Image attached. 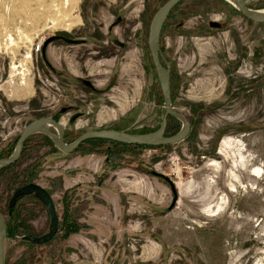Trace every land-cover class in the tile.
<instances>
[{
  "label": "rangeland",
  "instance_id": "obj_1",
  "mask_svg": "<svg viewBox=\"0 0 264 264\" xmlns=\"http://www.w3.org/2000/svg\"><path fill=\"white\" fill-rule=\"evenodd\" d=\"M166 1L0 0V150L29 122L56 114L67 142L92 129L157 130L165 109L145 48ZM54 35L73 41L48 44L44 60ZM160 44L188 137L108 159L54 152L33 134L22 161L38 160L40 170L17 207L36 213L34 236L46 237L47 197L61 220L74 189L71 207L88 228L32 248L31 236L8 239L7 264H264V23L226 0H183ZM181 126L170 122L168 134ZM10 192L0 184L7 220Z\"/></svg>",
  "mask_w": 264,
  "mask_h": 264
},
{
  "label": "water",
  "instance_id": "obj_2",
  "mask_svg": "<svg viewBox=\"0 0 264 264\" xmlns=\"http://www.w3.org/2000/svg\"><path fill=\"white\" fill-rule=\"evenodd\" d=\"M181 1L182 0H167L156 11L151 19L149 26V52L151 54V58L158 75V80L163 95V105L165 109L161 125L156 131L149 133H131L114 128L92 129L87 130L79 135L73 142L67 143L64 139L65 127L62 125L61 121L54 119L52 116H43L29 122L24 127L19 136L14 152L9 157L0 158V169L19 160L23 153L26 140L35 133H42L38 131L46 124L50 125L52 128H50L48 133L43 134L49 136L54 141L58 151L62 153H72L76 151L83 142L92 138H104L121 143L144 146L169 145L185 140L191 132L192 125L191 122L184 116V114L176 110L173 106L171 89V66L164 57L160 44L163 25L165 24L170 12ZM234 2L235 7L245 17L258 23H264V15L257 14L255 10H253V8L248 5L246 0H234ZM51 41L52 39H48L45 42L43 50L44 53H46V48ZM170 116L174 117L182 124L180 130L172 135H169L167 133L168 119ZM38 189L39 192L46 193V190L42 188ZM30 190H32V184L20 189L17 194ZM34 191L36 190L34 189ZM16 195L13 197V200L16 198ZM46 205L52 218L51 230L46 237L31 236V240L41 244L51 241L57 234L59 227V216L50 197H47ZM7 240V222L5 216L2 214V212H0V264H6Z\"/></svg>",
  "mask_w": 264,
  "mask_h": 264
},
{
  "label": "trees",
  "instance_id": "obj_3",
  "mask_svg": "<svg viewBox=\"0 0 264 264\" xmlns=\"http://www.w3.org/2000/svg\"><path fill=\"white\" fill-rule=\"evenodd\" d=\"M215 1L219 2V1H224V0H215ZM178 5H179V3L173 8V10L176 9ZM171 12H170V14H171ZM164 27H165V24L163 25V29H164ZM145 50H146L147 56L152 61L151 54H150L149 49H148V44H147ZM42 56H43V59L45 60V53H43ZM151 63H152L151 64L152 67L155 69L153 61ZM47 65L52 69L53 72H55L58 75H61L60 71H58L56 68H54L51 65V63L48 62ZM148 68H149V66H148ZM173 80H174V78L172 75V78H171V86L172 87H173ZM157 84H158V82H157ZM159 95H162V91H161V94H159ZM159 98L163 100V95L160 96ZM173 100H174V93L172 91V101ZM162 103H163V101H162ZM35 106H37L35 100H31L30 101V107L35 108ZM54 118L56 120H59V115L58 114L54 115ZM174 121L181 124V122H179L177 119L170 116L168 119L167 133L171 131L170 130V122H174ZM115 129L122 130L120 128H115ZM149 132H154V131L131 132V133H149ZM31 138H32V136L26 140L25 146H24V152H23L22 156L20 157V159L17 160L16 162H14L10 165H7V166L0 169V184L3 183L4 185H6V191H8V190L11 191L8 194L9 195L8 213L10 216V220L6 219V222H7V238L8 239L15 238L18 235H21V236H34L35 235L33 225L30 223V221L33 219L32 217L36 216V213H33L29 208H24L23 206L21 208L17 207L18 203L28 193L27 191H25V192L17 194L18 191L27 185L33 184L36 177H37V174L40 170V164H39L38 160H36L30 164H27V165H24V162L22 161L23 156L25 155L26 151L29 148ZM18 139H19V136L11 144H9L7 147L0 150V158L9 157L14 152ZM43 140H44V142L41 144V146L48 145L53 149L54 152L58 151L54 141L50 137L43 135ZM146 147L156 148L157 146L126 144V143H121V142H117V141L109 140V139H104V138H92V139H89V140L83 142L79 146V148L76 151H74L73 153L80 152L83 155L92 154V153H98V154L103 153L106 156H108V159H110L111 156H115V155L120 156V155H122V153H125L127 151H135L137 149H142V148H146ZM56 186L57 185H54V187H56ZM58 186L61 187L62 186L61 183H59ZM72 192H74V189L66 191L64 193L63 199H62L64 207H63L62 219L59 220V227H58V232L56 235H58L60 233L61 237L63 239H68L72 234L79 233L81 230L88 228V226L85 223H81L78 221V219L80 217L79 213L81 211L80 208H78V207L72 208L71 207ZM15 195H16V198L13 200V197ZM0 212H2V211H0ZM2 214L5 216V214L3 212H2ZM49 242H47V243H49ZM26 244L32 248V247H35L36 245H42V244H46V243L41 244V243H37L33 240H28ZM6 264H7V261H6Z\"/></svg>",
  "mask_w": 264,
  "mask_h": 264
},
{
  "label": "flooded vegetation",
  "instance_id": "obj_4",
  "mask_svg": "<svg viewBox=\"0 0 264 264\" xmlns=\"http://www.w3.org/2000/svg\"><path fill=\"white\" fill-rule=\"evenodd\" d=\"M156 13V12H155ZM144 16H145V13H144ZM154 16V15H153ZM170 18V15L168 16V18H167V20ZM167 20H166V22H167ZM150 22H151V20H150ZM150 22H149V26H150ZM149 26H148V33H149ZM214 27V26H213ZM100 35V34H99ZM100 37H101V35H100ZM49 39H52V41L50 42V43H52V42H54V41H56V40H65V41H67V42H71V41H73L71 38H68V37H64L63 35H54V36H52L51 38H49ZM49 43V44H50ZM147 44H148V40H147ZM148 49H149V46H148ZM53 66V65H52ZM54 68H56L55 66H53ZM57 69V68H56ZM59 71V70H58ZM55 73V72H54ZM62 75V74H61ZM61 75H58V76H61ZM85 83L88 85V86H92V85H94L93 83H91L90 81H88V80H86L85 81ZM53 118H54V116H52ZM55 119V118H54ZM59 121V120H58ZM63 124V123H62ZM52 130H54V129H52ZM65 131H66V129H65ZM82 134V133H81ZM80 134V135H81ZM43 135H45V134H43ZM20 136V135H19ZM31 136H33V135H31ZM30 136V137H31ZM47 136V135H46ZM49 137V136H48ZM65 141H66V132H65ZM75 140V139H74ZM73 140V141H74ZM73 141H71V142H73ZM18 142V141H17ZM67 142V141H66ZM67 143H70V142H67ZM25 146V145H24ZM58 150V149H57ZM23 152H24V150H23ZM73 153V152H72ZM23 154V153H22ZM22 156V155H21Z\"/></svg>",
  "mask_w": 264,
  "mask_h": 264
},
{
  "label": "bare ground",
  "instance_id": "obj_5",
  "mask_svg": "<svg viewBox=\"0 0 264 264\" xmlns=\"http://www.w3.org/2000/svg\"><path fill=\"white\" fill-rule=\"evenodd\" d=\"M228 2H230L231 4H233L234 6H235V2H234V0H227ZM253 10H255V12L257 13V14H261V15H264V8H262V9H253ZM28 57V56H27ZM19 65V64H18ZM18 65H16V64H14L13 66H12V68L13 69H16L17 67H18ZM21 71V70H20ZM24 71V70H23ZM23 71H22V73H23ZM23 75H24V73H23ZM22 75V76H23ZM12 76H14V73H12ZM24 83V82H23ZM27 85V84H26ZM30 86V85H29ZM27 87V86H26ZM27 89V88H26ZM29 90V89H28ZM27 90V91H28ZM26 91V92H27ZM10 92V91H9ZM12 93V92H11ZM10 94V93H9ZM14 94V93H13ZM12 94V95H13ZM8 95V94H7ZM10 96V95H9ZM17 97V96H16ZM62 123V122H61ZM63 125V124H62ZM64 126V125H63ZM50 128H52L50 125H48V124H46V125H44L43 127H41L40 129H39V131L38 132H42V133H48L49 132V130H50Z\"/></svg>",
  "mask_w": 264,
  "mask_h": 264
},
{
  "label": "built area",
  "instance_id": "obj_6",
  "mask_svg": "<svg viewBox=\"0 0 264 264\" xmlns=\"http://www.w3.org/2000/svg\"><path fill=\"white\" fill-rule=\"evenodd\" d=\"M42 47H43V41H40L36 45H34L33 51L37 53L42 49Z\"/></svg>",
  "mask_w": 264,
  "mask_h": 264
},
{
  "label": "crops",
  "instance_id": "obj_7",
  "mask_svg": "<svg viewBox=\"0 0 264 264\" xmlns=\"http://www.w3.org/2000/svg\"><path fill=\"white\" fill-rule=\"evenodd\" d=\"M54 63V62H53ZM54 66L58 68V66L54 63Z\"/></svg>",
  "mask_w": 264,
  "mask_h": 264
}]
</instances>
